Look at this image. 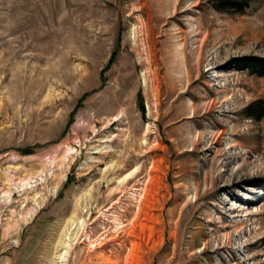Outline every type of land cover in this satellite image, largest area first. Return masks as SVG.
Returning <instances> with one entry per match:
<instances>
[{"label":"rangeland","instance_id":"obj_1","mask_svg":"<svg viewBox=\"0 0 264 264\" xmlns=\"http://www.w3.org/2000/svg\"><path fill=\"white\" fill-rule=\"evenodd\" d=\"M140 3L0 0V264H264V0Z\"/></svg>","mask_w":264,"mask_h":264},{"label":"bare ground","instance_id":"obj_2","mask_svg":"<svg viewBox=\"0 0 264 264\" xmlns=\"http://www.w3.org/2000/svg\"><path fill=\"white\" fill-rule=\"evenodd\" d=\"M173 2L171 0H141L140 7L138 8V24L140 28H138L137 31H139V34L142 37L145 36V29L149 32V27L151 25L157 24V26L154 25V28H159L158 26H161V24L165 20L166 13H169L172 8L178 11V5L180 4V0L174 3ZM141 15H144L145 18ZM60 247L61 245L58 247V249H60ZM60 257L62 258V255Z\"/></svg>","mask_w":264,"mask_h":264},{"label":"trees","instance_id":"obj_3","mask_svg":"<svg viewBox=\"0 0 264 264\" xmlns=\"http://www.w3.org/2000/svg\"><path fill=\"white\" fill-rule=\"evenodd\" d=\"M227 5L232 6H240L242 9H244L248 4H236L233 1H229L226 3ZM116 53V52H115ZM115 55L112 56L110 60V64L113 63ZM233 68L239 70V71H248L249 73L264 77V57H258V56H245V57H239L234 59L233 61ZM144 108V107H143ZM264 116V110L260 116L257 117V119H261Z\"/></svg>","mask_w":264,"mask_h":264}]
</instances>
